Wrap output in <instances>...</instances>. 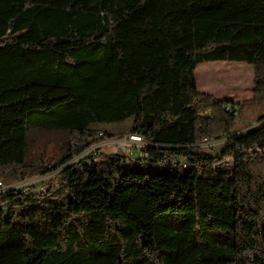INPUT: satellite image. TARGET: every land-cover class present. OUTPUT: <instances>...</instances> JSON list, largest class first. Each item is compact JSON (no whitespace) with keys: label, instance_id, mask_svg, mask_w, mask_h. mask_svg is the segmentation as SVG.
<instances>
[{"label":"trees","instance_id":"16d2710c","mask_svg":"<svg viewBox=\"0 0 264 264\" xmlns=\"http://www.w3.org/2000/svg\"><path fill=\"white\" fill-rule=\"evenodd\" d=\"M209 62L264 102V0H0V180L57 171L0 192V264H264V114L233 134ZM128 134L140 157L78 159Z\"/></svg>","mask_w":264,"mask_h":264},{"label":"rangeland","instance_id":"374dc122","mask_svg":"<svg viewBox=\"0 0 264 264\" xmlns=\"http://www.w3.org/2000/svg\"><path fill=\"white\" fill-rule=\"evenodd\" d=\"M196 79L198 89L201 92L230 101V108H226V110L232 111L233 109L237 117L236 126L232 129L233 134L246 132L258 124V117L264 114V102L256 96L255 68L252 65L233 62L202 63L196 69ZM132 120L130 118L124 122L104 123L101 126L113 133H118L129 127ZM132 136L134 135L108 137L87 149L78 159L88 156L94 150L106 153L122 152L131 157H140L143 155L141 147L144 146V143L141 140L134 139ZM225 141L226 138H223L218 140V142H212L210 146L199 147L203 151L215 153L223 147ZM48 154L51 159V165H53L58 151L52 139L49 141ZM182 160L184 159L181 158ZM180 168L181 172L185 171L182 166ZM56 174L57 171L46 176L28 179L29 181H22L30 182L29 188L35 187L38 190L41 189L40 186L48 178Z\"/></svg>","mask_w":264,"mask_h":264},{"label":"built area","instance_id":"2783aa9c","mask_svg":"<svg viewBox=\"0 0 264 264\" xmlns=\"http://www.w3.org/2000/svg\"><path fill=\"white\" fill-rule=\"evenodd\" d=\"M227 109H229V107H227ZM132 137L136 140H141V138L134 137V136H132ZM212 142H218V140L214 141V140H211L209 138H206L204 140V142L202 144H200V146L201 147H207V146H210L212 144ZM28 181H18V182H14L10 185H6L3 183L2 180H0V192L5 191L9 188H19V189H24L25 191H27V190H29V185H31L30 182H28Z\"/></svg>","mask_w":264,"mask_h":264},{"label":"bare ground","instance_id":"6f19581e","mask_svg":"<svg viewBox=\"0 0 264 264\" xmlns=\"http://www.w3.org/2000/svg\"><path fill=\"white\" fill-rule=\"evenodd\" d=\"M139 138V137H138Z\"/></svg>","mask_w":264,"mask_h":264}]
</instances>
